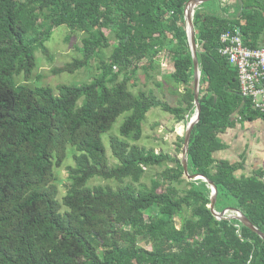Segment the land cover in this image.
Listing matches in <instances>:
<instances>
[{"label": "trees", "instance_id": "16d2710c", "mask_svg": "<svg viewBox=\"0 0 264 264\" xmlns=\"http://www.w3.org/2000/svg\"><path fill=\"white\" fill-rule=\"evenodd\" d=\"M189 1L0 0V264H264V240L236 220H217L207 183L183 179L177 158L183 137L175 156L135 144L151 109L184 124L194 114L183 20ZM208 3L193 14L200 115L190 133L187 171L214 184L215 212L238 210L264 235L263 171L237 179L236 166L213 159L233 116H259L239 96L236 70L217 53L219 36L238 29L244 46L255 48L264 31L256 27L264 0H235L233 15L219 4L207 9ZM60 26L82 33L80 56L53 72L73 74L94 63L97 74L79 86L32 87L34 53L52 59L45 43ZM162 53L169 57L166 79L177 86L169 94L178 97L177 106L131 89L139 71L146 78L155 71ZM123 113L118 136H109L116 161L109 166L101 136ZM68 146L73 166L59 200L53 170ZM163 166L159 179L140 184L144 169ZM93 179L116 187L89 186Z\"/></svg>", "mask_w": 264, "mask_h": 264}, {"label": "rangeland", "instance_id": "374dc122", "mask_svg": "<svg viewBox=\"0 0 264 264\" xmlns=\"http://www.w3.org/2000/svg\"><path fill=\"white\" fill-rule=\"evenodd\" d=\"M205 7L212 10L217 9L215 7H218V1H210ZM81 38L82 33L74 32L66 28L65 26H60L54 29L50 39L45 43V47L47 48L52 59L49 61L46 56L41 54L38 49L37 51H35V68L30 79V81L32 80V82L30 83L29 81L28 84H32V87L49 86L51 88H55L57 85L79 86L92 80L97 74L94 63H92L89 68L79 70L73 74H55L53 72L54 69L62 67L64 64L71 62L75 58H79L80 53L78 49L80 48ZM109 38L114 41L112 35H109ZM103 54L105 58H108L110 49L105 50ZM155 63L157 68L155 69V71L151 69L148 72V78H146L140 71L137 73L136 76L138 80L136 81V86L134 88L131 87L133 93L136 94L135 92H137L138 90L153 93V81L159 83L161 86L165 83L168 90H161L160 99L171 106H177L178 97H175V95H169V90H176L177 86L173 85L170 80L166 79V76L169 75L172 70L169 57L165 56V54L162 53L157 57ZM158 79L160 81H158ZM19 81L22 82V78H19ZM130 85H132V83ZM178 89L179 91L181 90V88ZM127 116L128 113H123L119 117H117L110 131L101 136L109 166H113L116 163L110 153L109 136H118L119 127ZM192 116L193 115H191L189 119ZM185 127L186 124L182 122L177 123L169 114L162 112L158 108H153L146 114V118L142 124V137L135 144L138 147H143L147 150H154L155 153L163 152L165 154L175 156L174 150L175 143L177 141L176 135L179 134V137H182ZM71 149V147H67L66 158L64 162L59 168H54L53 170L54 184L56 185L58 190L59 200H61V198L65 195L66 186L68 185L67 167L73 166V152ZM177 158L180 159V155H177ZM168 166L171 167L172 165L168 164ZM165 167L166 166L144 169L145 173L140 180V184L149 186L151 179L160 178L158 175L165 169ZM183 179L186 181L185 177H183ZM97 185H109L113 188L116 187V183L113 181L106 182L103 180L93 179L89 183V186ZM177 188L181 192V190H184L185 188H187V186L184 182ZM175 222L176 226L179 227V220L175 219ZM117 231L118 235L122 237L120 233H122L123 230L117 227ZM145 248L148 249V246Z\"/></svg>", "mask_w": 264, "mask_h": 264}, {"label": "crops", "instance_id": "0c3cea01", "mask_svg": "<svg viewBox=\"0 0 264 264\" xmlns=\"http://www.w3.org/2000/svg\"><path fill=\"white\" fill-rule=\"evenodd\" d=\"M218 4L224 8V10H226L229 15L235 14V0H220ZM262 16L263 21H258V24H256L257 28L264 26V13ZM239 21L240 23H244L242 19H239ZM263 45L264 31L261 33L259 38L256 39L254 47L260 48ZM158 81L160 80L158 79ZM165 86V83L162 84V88H154L153 86V93L158 97V99H160L161 90L167 89V86ZM171 91L172 90H169V92ZM176 136L179 137L180 135L177 134ZM218 138L224 148L215 152L213 154V159L219 162L226 161L231 165L236 166L237 170L235 172V177L237 179L251 178L263 171L264 117H261L260 115L256 116L253 114H248L243 119H237L235 116H233L231 125L222 131L218 135Z\"/></svg>", "mask_w": 264, "mask_h": 264}, {"label": "built area", "instance_id": "2783aa9c", "mask_svg": "<svg viewBox=\"0 0 264 264\" xmlns=\"http://www.w3.org/2000/svg\"><path fill=\"white\" fill-rule=\"evenodd\" d=\"M217 53L236 70L239 96L264 117V45L255 49L244 46L241 32L234 29L219 36ZM260 179L264 183V169Z\"/></svg>", "mask_w": 264, "mask_h": 264}, {"label": "water", "instance_id": "95a60500", "mask_svg": "<svg viewBox=\"0 0 264 264\" xmlns=\"http://www.w3.org/2000/svg\"><path fill=\"white\" fill-rule=\"evenodd\" d=\"M214 0H190L185 8L183 13V20L185 23V35L186 40L190 52V56L192 59V65H193V106H194V114L193 116L188 120L186 123V127L183 134V144L181 148V154H180V164L183 171V177L186 178V180H192V179H201L204 182L207 183L210 189V204L208 205L210 213L217 219H228V220H236L244 227L250 229L252 232L257 234L261 239L264 240V235L259 232L242 214L240 211L227 208L221 213H217L214 210V204L216 201L217 196V189L214 186V184L207 180L206 178L200 176V175H189L187 171V152H188V144H189V138L190 133L193 128V126L198 122L199 115H200V105L198 102V96H199V65L197 60V45L195 42V33H194V26H193V14L195 12V9L199 7L200 5L210 2ZM228 214V215H225Z\"/></svg>", "mask_w": 264, "mask_h": 264}, {"label": "bare ground", "instance_id": "6f19581e", "mask_svg": "<svg viewBox=\"0 0 264 264\" xmlns=\"http://www.w3.org/2000/svg\"><path fill=\"white\" fill-rule=\"evenodd\" d=\"M191 183V182H190Z\"/></svg>", "mask_w": 264, "mask_h": 264}]
</instances>
